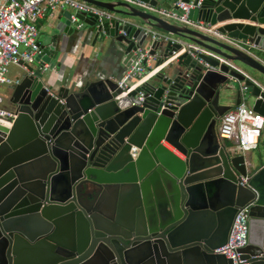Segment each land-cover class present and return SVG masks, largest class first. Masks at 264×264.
<instances>
[{
    "label": "water",
    "instance_id": "obj_1",
    "mask_svg": "<svg viewBox=\"0 0 264 264\" xmlns=\"http://www.w3.org/2000/svg\"><path fill=\"white\" fill-rule=\"evenodd\" d=\"M81 1L114 14L103 36L126 54L147 45L156 29L236 69L203 56L215 68L203 72L183 55L171 75L141 88L142 101L139 90L121 96L113 80L101 77L68 78L53 90L41 58L55 61L59 36L74 32L64 15L50 47L39 44L38 66L26 65L27 74L10 87L11 125L0 123V264H233L214 250L227 243L244 207L248 234L239 259L264 264V162L232 151L217 135L221 117L241 103V83L264 117V0H202L190 11L193 21L221 24L234 44L125 3ZM76 18L101 38L93 18ZM170 48L152 42L151 54L165 56Z\"/></svg>",
    "mask_w": 264,
    "mask_h": 264
},
{
    "label": "built area",
    "instance_id": "obj_2",
    "mask_svg": "<svg viewBox=\"0 0 264 264\" xmlns=\"http://www.w3.org/2000/svg\"><path fill=\"white\" fill-rule=\"evenodd\" d=\"M113 1L128 4L169 23L199 32L220 42L234 44L226 34L218 30L221 24L211 25L201 20L193 21L189 18L190 11L198 7L202 0H199L196 5L194 0H177L169 8L153 5L151 0ZM64 8L73 11L70 20L72 24L78 23V29L82 27V24H79L76 15L90 16L93 18L94 27L100 30L102 35H105L101 29L103 24L114 18V14L110 11L81 0H0V85L19 83V80L12 81L7 77L11 66H26L38 62L37 57L41 54V49L37 43V22L46 15L53 16L54 12ZM148 38L147 45L137 47L126 54L122 76L113 80L117 88L122 91L121 96L139 90L137 98L142 101L144 93L141 88L156 77L165 74L169 68L179 62L183 55L200 65L203 72L215 71V68L207 63L203 56L236 69L226 59L181 37L150 29ZM152 42L164 45L169 43L172 48L165 56L159 55V52L151 54ZM175 45H179V49H173ZM41 70L44 73L57 71L56 67H52L47 62L41 64ZM240 89L241 103L221 117L217 127V135L223 143H229L232 151L247 155L258 147L261 131L264 127V117L256 113L251 107L246 106L247 88L243 83L240 84ZM48 94L54 96L51 91H48ZM14 118L15 114L3 106V98L0 97V123L10 126V120ZM136 152V149L132 148L131 155L135 156ZM248 181V175L240 177L241 185H247ZM247 222L248 208L244 207L239 209L234 216L227 243L223 247L215 249L214 253L224 255L227 259L232 260L233 264H245L239 259L240 254L237 251L246 246Z\"/></svg>",
    "mask_w": 264,
    "mask_h": 264
},
{
    "label": "crops",
    "instance_id": "obj_3",
    "mask_svg": "<svg viewBox=\"0 0 264 264\" xmlns=\"http://www.w3.org/2000/svg\"><path fill=\"white\" fill-rule=\"evenodd\" d=\"M105 1L109 2L113 0ZM155 1L158 6L169 8L177 0ZM66 14L71 15L73 11L67 8L59 9L54 12L53 16L46 15L44 18L40 19L37 22V43L45 47H50L49 39L52 34L56 33L54 30L55 26L61 19H64V15ZM79 24H82L80 29L77 28L78 23L72 24L74 32L70 36H65L64 34L59 36L64 41L57 46L59 52L55 61H48L45 57L41 58V61L49 62L52 67H56V72L50 71L46 72L44 75L45 84L52 87L53 90H57L59 87L65 85L66 79L68 78L74 81L86 80L87 78L95 80L97 77L115 80L122 76L126 57L125 46H122L112 38H108L102 34L101 38L95 40L94 33L91 29L83 22ZM30 66L36 67L38 64L35 63ZM172 72L173 69L169 68L166 73L167 75H171ZM26 74V66H11L8 70L7 77L12 81H20ZM10 87H12V85H0V97L3 98V106L7 109H11L7 102V98L11 94ZM263 140L261 134L258 145ZM162 145L179 159H184V157L175 151L168 143L163 142ZM249 154L253 155V151Z\"/></svg>",
    "mask_w": 264,
    "mask_h": 264
},
{
    "label": "rangeland",
    "instance_id": "obj_4",
    "mask_svg": "<svg viewBox=\"0 0 264 264\" xmlns=\"http://www.w3.org/2000/svg\"><path fill=\"white\" fill-rule=\"evenodd\" d=\"M100 1H105V0H100ZM254 53V52H253ZM244 71H246L250 76L256 77V74L253 73L252 71L248 70L245 67H241ZM167 72V71H166ZM257 79V78H256ZM233 86L237 87L238 84L237 83H233ZM221 103H226L225 100H221ZM245 104L247 107H252V99L250 98V96L248 94H245ZM262 137L264 139V128L261 131ZM253 157L257 160V161H261L264 162V140L261 141V143L258 145V149L253 151Z\"/></svg>",
    "mask_w": 264,
    "mask_h": 264
},
{
    "label": "trees",
    "instance_id": "obj_5",
    "mask_svg": "<svg viewBox=\"0 0 264 264\" xmlns=\"http://www.w3.org/2000/svg\"><path fill=\"white\" fill-rule=\"evenodd\" d=\"M226 145H229V143H225Z\"/></svg>",
    "mask_w": 264,
    "mask_h": 264
},
{
    "label": "flooded vegetation",
    "instance_id": "obj_6",
    "mask_svg": "<svg viewBox=\"0 0 264 264\" xmlns=\"http://www.w3.org/2000/svg\"><path fill=\"white\" fill-rule=\"evenodd\" d=\"M219 126V122H218V125H217V127Z\"/></svg>",
    "mask_w": 264,
    "mask_h": 264
}]
</instances>
